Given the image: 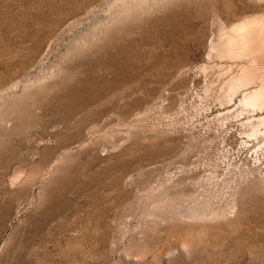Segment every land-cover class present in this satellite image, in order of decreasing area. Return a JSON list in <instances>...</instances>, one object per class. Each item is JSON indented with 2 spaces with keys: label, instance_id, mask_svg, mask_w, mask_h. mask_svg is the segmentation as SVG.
I'll list each match as a JSON object with an SVG mask.
<instances>
[{
  "label": "rangeland",
  "instance_id": "1",
  "mask_svg": "<svg viewBox=\"0 0 264 264\" xmlns=\"http://www.w3.org/2000/svg\"><path fill=\"white\" fill-rule=\"evenodd\" d=\"M119 4L0 0V264H264V143L215 114L264 0Z\"/></svg>",
  "mask_w": 264,
  "mask_h": 264
},
{
  "label": "bare ground",
  "instance_id": "2",
  "mask_svg": "<svg viewBox=\"0 0 264 264\" xmlns=\"http://www.w3.org/2000/svg\"><path fill=\"white\" fill-rule=\"evenodd\" d=\"M117 1H121V4L125 2V0ZM176 29L179 31V38H182V17L176 23ZM167 31L160 35L163 36L164 40H167L169 54L173 53L176 57V62L171 68L177 72L182 67V58L180 57L182 44L172 46L171 40L173 38L171 35L167 37ZM220 42L223 45L220 55L224 58H232L236 63L234 67L236 70L230 67L223 73L224 84H227L228 89L226 95L229 96L230 101L222 104L215 114L216 117L236 114L237 117L244 118L243 123H252V126L257 124V127L252 130L254 134H257L252 137L249 135L252 140L253 137L255 138V140L250 141L254 147L258 141L264 143V16L246 18L234 24L221 35ZM164 43L162 41V44ZM219 47L221 46L219 45ZM164 59L168 60V58ZM209 69H207L208 72ZM167 73L171 75L168 71ZM256 148L264 152V144L256 146Z\"/></svg>",
  "mask_w": 264,
  "mask_h": 264
}]
</instances>
